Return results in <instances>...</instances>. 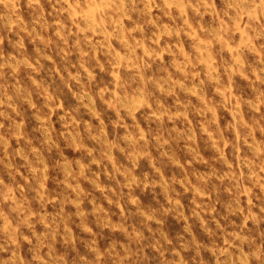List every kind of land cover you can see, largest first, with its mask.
I'll use <instances>...</instances> for the list:
<instances>
[{"label": "clouds", "instance_id": "9594fccd", "mask_svg": "<svg viewBox=\"0 0 264 264\" xmlns=\"http://www.w3.org/2000/svg\"><path fill=\"white\" fill-rule=\"evenodd\" d=\"M0 264H264V0H0Z\"/></svg>", "mask_w": 264, "mask_h": 264}, {"label": "rangeland", "instance_id": "374dc122", "mask_svg": "<svg viewBox=\"0 0 264 264\" xmlns=\"http://www.w3.org/2000/svg\"><path fill=\"white\" fill-rule=\"evenodd\" d=\"M39 71V70H37ZM221 95L223 93L221 92ZM87 107V104H85ZM225 111L229 112L230 115H234L231 112V109L225 107ZM216 110L214 109L213 112ZM179 115V114H177ZM201 127L203 128L204 125L202 124ZM80 163L79 161H77ZM87 164H83L82 168H86ZM186 171V170H185ZM195 175V174H194ZM199 175H203V173H199ZM176 177L173 176V179ZM161 181L166 180V176L160 177ZM99 187L103 188L104 185L101 183ZM95 193V190L93 189ZM151 192V189H149ZM144 200V210H152L158 214V218L161 219L162 223L166 227H178L185 223L187 220L189 223L191 220L189 219L192 215L193 208L197 207L200 203V198L204 197V193L200 192L199 188L197 187L196 183L193 182L191 184V191L189 190L188 186H185L182 191L179 189L175 193V196H169L168 199L173 200L172 205H168L167 200L161 199L158 195L157 199L154 201L151 195H145L143 192L138 194ZM132 198V197H130ZM95 200L101 205L96 209H91L92 212L98 213L97 219L98 221L108 222L111 221L113 228L121 227V224L116 219L117 217L124 216L125 212H120L113 210V205L108 204V197L102 196L99 193H95ZM175 200H179V205L175 203ZM158 204V207H157ZM86 210L87 209V202L85 203ZM179 207L180 211H176V208ZM127 211V207L125 209ZM71 216V213H69ZM132 219V217H129Z\"/></svg>", "mask_w": 264, "mask_h": 264}]
</instances>
